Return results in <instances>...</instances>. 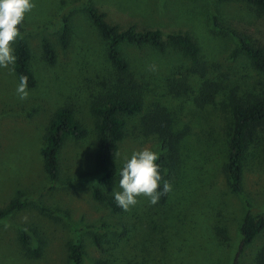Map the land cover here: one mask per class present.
I'll list each match as a JSON object with an SVG mask.
<instances>
[{
    "label": "rangeland",
    "instance_id": "rangeland-1",
    "mask_svg": "<svg viewBox=\"0 0 264 264\" xmlns=\"http://www.w3.org/2000/svg\"><path fill=\"white\" fill-rule=\"evenodd\" d=\"M36 7L21 28L35 86L21 100L11 65L0 68V210L16 200L21 207L0 220V264H70L67 245L79 240L83 264H231L240 243L245 202L252 218L264 215V121L247 134L242 158L241 195L231 192L225 173L232 128L230 103L264 98V72L254 70L237 40L213 27L244 35L264 51V19L252 6L227 0H33ZM95 8L118 30H158L189 35L199 66L176 51L158 53L121 44L128 72L119 76L85 8ZM67 46L58 44L63 22ZM46 39L55 63L43 60ZM15 45V44H14ZM13 45V47H14ZM141 111L122 116L111 187L119 189L124 158L145 147L159 152L158 131L167 132L161 153L172 190L152 205L141 196L129 211L111 214L90 196L94 170L95 117L91 109L129 91ZM206 84V85H205ZM205 88V90H202ZM203 93L211 94L206 103ZM66 106L86 134L66 138L57 153L58 176L50 184L40 151L56 109ZM103 226V227H100ZM30 237L25 255L18 237ZM99 239L97 247L92 237ZM239 264H264V229L238 255Z\"/></svg>",
    "mask_w": 264,
    "mask_h": 264
},
{
    "label": "trees",
    "instance_id": "trees-1",
    "mask_svg": "<svg viewBox=\"0 0 264 264\" xmlns=\"http://www.w3.org/2000/svg\"><path fill=\"white\" fill-rule=\"evenodd\" d=\"M227 1V0H217ZM255 8L264 19V0H237ZM85 11L95 28L98 35L106 42V54L112 69L119 75L124 76L128 72V66L123 59L119 46L121 44L132 45L136 48L148 46L158 53H163L166 49L176 51L183 58L187 59L192 68L197 69L199 66L198 47L193 39L186 33H173L162 35L158 30L136 31L133 26L125 30H118L104 21L103 14L95 8L87 6ZM63 26L58 37L59 46L64 49L67 46L69 28L66 18H62ZM213 27L226 31L237 40L238 48L233 52H241L249 60L251 67L258 71L264 72V51L253 46L248 39L234 30L222 25L215 18L212 19ZM21 31V28H20ZM41 53L43 60L49 66L55 63V54L51 44L46 39L40 41ZM14 55L16 61L11 68L20 82V76L28 77V89L35 86V79L29 68V52L25 42L19 39L14 45ZM206 85V84H205ZM134 87L131 83L129 91L118 93L112 96L101 106L91 109V114L95 117V146L93 154L94 170L98 176L96 185H92L90 190L91 199L106 208L111 214H119L122 208L116 203L114 196L110 194L115 170L112 167L113 157L117 150L118 143L124 136V120L122 116L137 114L141 111L142 102L138 94L133 93ZM202 90H205L203 88ZM211 94L203 93L200 102L206 103ZM230 114L232 128L229 135L228 148L229 153L225 164V173L232 193L241 195V173L242 158L246 146V138L249 129L264 121V98L254 97L246 102L233 101L230 103ZM160 136V159L157 163L160 165L161 175L165 179V162L162 151L170 147L169 140L166 138L167 132L158 131ZM86 132L80 125L79 121L73 116L70 108L61 106L55 110L51 121L46 130L44 144L40 151L42 169L52 184L58 176L57 153L64 139L70 137L81 139ZM163 182H161V191ZM166 195H162L159 202L166 200ZM21 207L16 200L11 201L7 206L0 210V220L13 210ZM103 227V226H100ZM264 229V215L252 218L250 205L245 202V214L240 226V243L238 251L231 264H239V253L248 246L253 239ZM19 244L25 255L31 256L36 253L30 250V237L21 231L18 237ZM94 244L99 247V239L92 237ZM67 259L70 264H83V250L79 240L67 245ZM96 264H104L102 261H96Z\"/></svg>",
    "mask_w": 264,
    "mask_h": 264
},
{
    "label": "clouds",
    "instance_id": "clouds-1",
    "mask_svg": "<svg viewBox=\"0 0 264 264\" xmlns=\"http://www.w3.org/2000/svg\"><path fill=\"white\" fill-rule=\"evenodd\" d=\"M35 7L33 0H0V68H8L9 65L15 64L13 45L22 39L20 27ZM16 91L21 100L28 98L26 75L20 76ZM159 159L160 153L147 147L134 151L130 158H124L120 170V190L112 191L116 203L123 210L129 211L136 206L141 196L155 205L162 195L172 190L170 182L161 175L160 165L157 163Z\"/></svg>",
    "mask_w": 264,
    "mask_h": 264
}]
</instances>
